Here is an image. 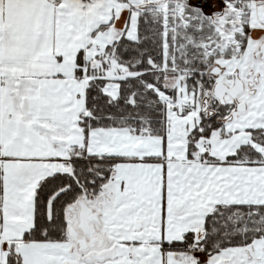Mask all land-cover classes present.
<instances>
[{"label": "crops", "instance_id": "obj_1", "mask_svg": "<svg viewBox=\"0 0 264 264\" xmlns=\"http://www.w3.org/2000/svg\"><path fill=\"white\" fill-rule=\"evenodd\" d=\"M137 25V14L127 1L0 0V264L7 261L11 245L34 224L35 192L41 181L55 173L69 172L73 147L85 144L89 155L118 158L113 177L119 169L130 172L137 166L151 171L163 167L169 173L175 162L190 160L187 141L176 147L168 139L164 144L159 137L135 136L127 129H93L85 142L79 123L85 112L87 80L75 78L77 54L86 49L91 59L123 35L136 39ZM106 87V94L118 96V84ZM120 180L121 190L114 191L116 206H138L140 200L128 191L123 176ZM184 203L187 200L174 205L192 213L193 208ZM83 205L79 204L81 210L76 206L82 229L88 225ZM208 213L169 222L160 242L149 244L123 235L117 241L126 243L129 249L134 246L145 250V259L151 255L148 264H184L180 261L189 253L166 251L163 244L182 241L183 235L192 231L195 242H200L205 234L202 222ZM179 223L187 229L178 238L164 235ZM198 226L200 231L195 233L192 227ZM78 257L68 241L34 242L23 264H77Z\"/></svg>", "mask_w": 264, "mask_h": 264}, {"label": "rangeland", "instance_id": "obj_2", "mask_svg": "<svg viewBox=\"0 0 264 264\" xmlns=\"http://www.w3.org/2000/svg\"><path fill=\"white\" fill-rule=\"evenodd\" d=\"M120 1L130 2L136 14L144 10L162 13L165 24L167 19L184 20L185 9L192 7L186 0ZM204 12L218 35L216 43L205 46L207 57L213 55L217 58L211 68L215 75L213 91L218 83L229 88L234 87L236 79L242 82L243 91L236 97H231L230 94L223 96L224 104L230 106L229 114L223 120L221 129L214 131L209 139L198 140L196 156L193 155L191 161H180L178 164L175 162L169 173H166L163 167L151 171L149 168L137 166L130 172L129 169L128 172L126 169H117L118 172L116 170L117 173L113 177L115 167L119 166L118 159L113 167L111 181L103 187L100 195L94 198L81 197L72 205L75 209H68V217L72 220L69 227H73L77 236L85 238L88 242L87 248H78L77 237H73L69 232L68 242L79 256L77 264H148L151 255L145 259V250L134 246L129 249L126 243L118 242L117 238H122L123 235V238L132 236L148 243L160 242L163 240V228L168 226L169 222H178L189 216L199 218L207 210L213 212L219 205L264 204V165L209 166L207 163L203 164L205 161L201 158L205 154L224 161L246 144H251L264 157V144L253 142L250 132L256 129L264 131V0H219ZM164 49H167V45ZM185 80V76L180 73L167 75L163 86L168 91H174V94L169 95L157 90L167 108L164 144L168 139L170 145L176 147L186 141L188 144L189 133L200 124L202 113L206 114L205 116L212 114L209 94L203 90H189ZM213 91L212 95L215 96ZM241 103L245 105L244 111L238 109ZM187 158L189 159L188 148ZM198 160L201 163H198ZM165 175L168 176L163 177ZM122 176L128 185V191H133V198L140 200L138 206H116L118 198L115 197V192L121 190ZM179 200H187L184 204L193 208L192 213L186 208L176 207L174 204ZM80 203H84L82 207L88 214L86 222L93 228L88 233L79 227L76 206L81 210ZM71 209H74L72 213ZM205 217L202 222L203 230ZM172 226L167 229L170 231H165V236L178 238L179 234L187 229L182 223ZM192 229L195 233L200 231L199 226ZM193 238V244L184 251L189 254L180 261L181 263L264 264V239L257 240L255 244L247 247L228 248L208 256L201 247H197L199 244L195 242V235ZM102 240L104 244L100 245ZM129 250L131 252L127 254ZM134 252H137L136 257L138 256L139 260L135 261Z\"/></svg>", "mask_w": 264, "mask_h": 264}, {"label": "trees", "instance_id": "obj_3", "mask_svg": "<svg viewBox=\"0 0 264 264\" xmlns=\"http://www.w3.org/2000/svg\"><path fill=\"white\" fill-rule=\"evenodd\" d=\"M184 18L167 19L165 24L162 13L140 11L136 39L123 35L91 59L87 58L86 49L77 54L75 78L87 80L85 112L79 123L85 142L93 129L119 128L135 136L160 137L165 143L167 108L157 90L174 94L163 86V80L175 73L185 76L189 90L205 91L212 102V114L202 113L200 124L189 133V159L196 154L200 138L209 139L222 128L230 106L212 95L215 75L211 68L217 58L207 57L205 47L216 43L218 35L203 10L188 7ZM112 82L119 85L116 98L104 92ZM250 132L253 142L264 144L262 129ZM201 158L210 165H264L262 153L251 144L242 145L224 161L205 154ZM69 159L71 172L48 176L37 187L34 224L23 232L21 240L11 245L7 261L1 264H23L28 247L34 242H67L68 209L81 197L100 195L111 181L118 160L89 155L85 144L73 147ZM204 230L205 236L198 244L208 256L228 248L250 246L264 239V204L219 205L205 217ZM193 235L189 232L182 241L164 243L163 248L183 252L193 244Z\"/></svg>", "mask_w": 264, "mask_h": 264}, {"label": "water", "instance_id": "obj_4", "mask_svg": "<svg viewBox=\"0 0 264 264\" xmlns=\"http://www.w3.org/2000/svg\"><path fill=\"white\" fill-rule=\"evenodd\" d=\"M242 91V82L239 79L235 80V85L232 88L227 87L226 85L222 83H218L214 86V95L215 97L220 100L222 104H224L223 96L225 94H230L232 97H236L240 92ZM238 109L240 111L245 110V105L241 103L238 106Z\"/></svg>", "mask_w": 264, "mask_h": 264}, {"label": "flooded vegetation", "instance_id": "obj_5", "mask_svg": "<svg viewBox=\"0 0 264 264\" xmlns=\"http://www.w3.org/2000/svg\"><path fill=\"white\" fill-rule=\"evenodd\" d=\"M242 91H243V84H242ZM239 95V94H238ZM231 96V95H230ZM232 97V96H231ZM216 98V97H215ZM83 213V212H82ZM84 214H85V218H84V220L86 221V215H88V214H86V211H84ZM70 219H69V224H70ZM81 223V222H80ZM79 223V225H80V229L82 230V231H84V232H91L92 230H93V228H91L89 225H86L85 226V228H81V224ZM69 232H70V234H72V235H74L73 237H77V243H78V245H79V248L80 249H85V248H87V245H88V242H86V240H85V238H82V237H78L77 236V232L75 231V229H73L72 227H69ZM72 232V233H71ZM93 240L94 241H97L96 240V238H93Z\"/></svg>", "mask_w": 264, "mask_h": 264}, {"label": "built area", "instance_id": "obj_6", "mask_svg": "<svg viewBox=\"0 0 264 264\" xmlns=\"http://www.w3.org/2000/svg\"><path fill=\"white\" fill-rule=\"evenodd\" d=\"M190 3L193 8L206 10L207 8L212 7L215 3H218L219 0H186ZM200 248V246H197ZM195 250V248L193 249Z\"/></svg>", "mask_w": 264, "mask_h": 264}]
</instances>
